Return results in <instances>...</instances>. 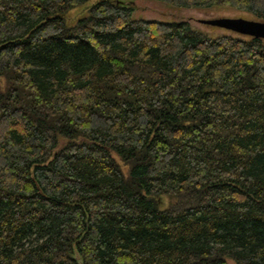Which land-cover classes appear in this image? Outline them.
Segmentation results:
<instances>
[{
	"label": "trees",
	"instance_id": "16d2710c",
	"mask_svg": "<svg viewBox=\"0 0 264 264\" xmlns=\"http://www.w3.org/2000/svg\"><path fill=\"white\" fill-rule=\"evenodd\" d=\"M88 1L0 0V264H264V39Z\"/></svg>",
	"mask_w": 264,
	"mask_h": 264
},
{
	"label": "rangeland",
	"instance_id": "374dc122",
	"mask_svg": "<svg viewBox=\"0 0 264 264\" xmlns=\"http://www.w3.org/2000/svg\"><path fill=\"white\" fill-rule=\"evenodd\" d=\"M95 0H89L85 5L93 3ZM85 5H80L76 9H72L67 17L70 19L75 16H79L85 12ZM134 10L132 12V18L134 19H148V20H160L171 21L186 19L190 22L192 27L205 32L209 35H221V34H233L232 31L220 28L217 26H211L200 23V19L216 18V17H244L249 19H255L251 14L236 9L231 6H214L210 8H185L175 5L167 4L159 0H134ZM241 37V36H240ZM58 147L65 142L64 138H60ZM123 170H126L125 166H122ZM228 264H233L232 260H228Z\"/></svg>",
	"mask_w": 264,
	"mask_h": 264
},
{
	"label": "water",
	"instance_id": "95a60500",
	"mask_svg": "<svg viewBox=\"0 0 264 264\" xmlns=\"http://www.w3.org/2000/svg\"><path fill=\"white\" fill-rule=\"evenodd\" d=\"M200 23L217 26L240 35L264 39V21L244 17H216L200 19ZM75 258L82 264L77 253Z\"/></svg>",
	"mask_w": 264,
	"mask_h": 264
}]
</instances>
